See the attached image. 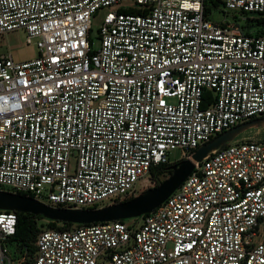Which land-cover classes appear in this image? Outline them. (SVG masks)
I'll return each instance as SVG.
<instances>
[{
  "label": "built area",
  "instance_id": "2783aa9c",
  "mask_svg": "<svg viewBox=\"0 0 264 264\" xmlns=\"http://www.w3.org/2000/svg\"><path fill=\"white\" fill-rule=\"evenodd\" d=\"M207 1L0 0V37L23 30L38 50L0 54V187L102 208L142 193L172 150L192 158L264 117V35L210 17L218 2L261 16L264 0ZM130 220L42 228L33 253L12 254L18 212L0 210V264H264V142L194 161L165 202Z\"/></svg>",
  "mask_w": 264,
  "mask_h": 264
},
{
  "label": "water",
  "instance_id": "95a60500",
  "mask_svg": "<svg viewBox=\"0 0 264 264\" xmlns=\"http://www.w3.org/2000/svg\"><path fill=\"white\" fill-rule=\"evenodd\" d=\"M264 117L240 124L217 136L211 142L200 146L192 158L183 159L173 164L172 175L159 185L148 188L138 196L120 203L102 208L64 209L56 208L19 193L0 190V210H13L33 215H42L47 219L74 224H92L113 220H127L152 212L182 184L194 169V161H202L210 152L224 148L245 129L260 125Z\"/></svg>",
  "mask_w": 264,
  "mask_h": 264
},
{
  "label": "rangeland",
  "instance_id": "374dc122",
  "mask_svg": "<svg viewBox=\"0 0 264 264\" xmlns=\"http://www.w3.org/2000/svg\"><path fill=\"white\" fill-rule=\"evenodd\" d=\"M210 4V0L207 1ZM215 9L211 10L210 17L213 20L219 22H228L232 26H239L240 30L244 32L250 31L252 33L258 32L260 30V26L255 21V18L258 17V14L252 13H243L241 11H233L224 6L223 3H215ZM134 5H126L124 7H133ZM106 13V10H101L98 12L96 17L92 22V30H91V40L92 47L97 49L100 47V38H99V28L102 23V19ZM251 28H245L249 27ZM246 30V31H245ZM8 54L11 53L15 60L24 61L28 59H33L37 56L38 50L37 47L33 44L28 45L26 42V33L23 30H16L13 32L5 33L0 37V54ZM260 140L264 142V121L260 123V125H255L249 127L242 131L239 135L234 139L235 141H246V140ZM190 154L189 152H185L181 149H174L170 152L169 157L172 161H178L183 157V155ZM173 162V163H175ZM172 175V172H166L162 174L158 180L154 181L151 179V184H149L146 188L142 189V192L147 190L148 188L155 187L159 185L161 182L165 181ZM6 187H0V190L7 191ZM9 192V191H8ZM51 219H42L39 221L41 228H52L49 225V221ZM54 221V220H53ZM131 223L130 219H127L126 222ZM62 223H58L56 227H61ZM54 227L53 229H57ZM17 249V242L12 240L9 242V250L10 253L14 254Z\"/></svg>",
  "mask_w": 264,
  "mask_h": 264
},
{
  "label": "trees",
  "instance_id": "16d2710c",
  "mask_svg": "<svg viewBox=\"0 0 264 264\" xmlns=\"http://www.w3.org/2000/svg\"><path fill=\"white\" fill-rule=\"evenodd\" d=\"M208 12H210V10H208ZM255 21L261 27L258 32H255V34L264 35V14L255 18ZM245 28H247L248 30V28H251V26ZM246 33L250 34L252 32L246 31ZM179 161L180 160L176 161L175 163ZM175 163L162 164L154 167L151 171V179L156 181L162 174L166 172H172L170 167ZM42 219L46 220V218L42 215H33L30 213L18 212L17 233L14 236L13 240L17 242V248L19 251L23 252L24 250H29L30 253H33L35 251L34 242L38 233L42 229L39 223V221ZM58 223H62V226L56 227ZM49 225L52 226V228L56 227L57 229H68L73 226L74 223L50 220Z\"/></svg>",
  "mask_w": 264,
  "mask_h": 264
}]
</instances>
